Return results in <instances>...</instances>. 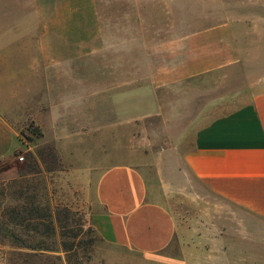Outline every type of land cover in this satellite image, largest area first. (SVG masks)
Returning <instances> with one entry per match:
<instances>
[{
    "label": "crops",
    "instance_id": "0c3cea01",
    "mask_svg": "<svg viewBox=\"0 0 264 264\" xmlns=\"http://www.w3.org/2000/svg\"><path fill=\"white\" fill-rule=\"evenodd\" d=\"M10 1L23 11L30 10L33 33L41 34L35 45L37 65L44 73L50 71L48 78L66 83L75 77H58L60 65L111 46L113 38L105 35L118 33V49L128 41L124 35H131V65L154 66V36L171 32L169 25H156L155 0H115L118 24L114 26L103 22L99 0ZM162 1L169 6L170 0ZM158 17L169 19L170 13ZM169 41L163 40L157 49H169ZM22 46L27 48L26 43ZM181 50L182 60L176 63L173 77H204L237 66L247 77H264V9L191 31ZM2 57L8 60L9 56ZM4 65L8 75L14 76L8 77L14 86L6 99L18 98L20 103L30 95L22 92L29 89L28 83L20 77L19 67L10 62ZM162 65L170 66V62ZM31 96L38 97V109L47 114L48 123L33 115L20 116L14 104L0 101V159L18 149L20 132L29 121L56 134L73 129L74 89L54 92L49 82ZM90 107L89 102L91 112ZM183 161L208 193L221 201L203 207L193 193L179 195V200L184 198L197 209L181 219L174 208L177 184L173 181L149 179L138 164L115 162L96 169L86 194L88 214L97 239L105 245L108 264H231L232 257L249 264L248 260L261 256L245 247L238 249L236 242L242 241L240 235L244 241L254 234L264 241V79L254 86L250 101L196 129Z\"/></svg>",
    "mask_w": 264,
    "mask_h": 264
},
{
    "label": "rangeland",
    "instance_id": "374dc122",
    "mask_svg": "<svg viewBox=\"0 0 264 264\" xmlns=\"http://www.w3.org/2000/svg\"><path fill=\"white\" fill-rule=\"evenodd\" d=\"M99 1L103 22L118 24V1ZM126 6L130 9V3ZM152 6L156 25H169L171 31L170 35L154 36V66L131 65V35H124L128 41L122 49H118V33L105 35V38H113L111 46L60 65L58 77H75L74 81L70 78L66 83V80L48 78L50 71L44 73L37 65L35 45L38 46L41 34L33 33L34 19L30 10L23 11L10 0H0L1 103L14 104L20 116L33 115L48 123L47 114L38 109V97L31 94L50 82L54 92L68 88L74 89L76 95L74 123H70L73 129L59 130L56 134L46 128L43 136L38 137L29 130V121L20 132L18 149L0 159V183L4 178H21L24 185L31 182L36 185L44 204L67 205L80 211L87 220V227L91 228L86 198L88 184L94 179L97 168L115 162L141 165L149 179L164 178L176 183L174 208L180 219L195 214L197 209L184 198L179 200V195L185 197L186 193H193V197L203 202V207L221 201L192 176L183 161V152L191 146L197 128L250 101L254 86L264 77H247L241 66L213 71L204 77L173 75L176 63L182 60V41L191 31L262 10L264 0H170L169 6L155 0ZM166 11L170 13L169 19L158 17ZM168 38L170 48L157 49L163 40L167 44ZM24 43L27 48L22 46ZM29 43L33 45L29 47ZM12 44L14 46H10ZM4 55L9 56L8 60L2 57ZM166 61L170 66L162 65ZM5 62L19 67L20 77L28 83L29 89L22 92L30 95L20 103L18 98L6 99L14 86L8 77L14 76L8 75ZM167 73L171 77H164ZM31 86H34L33 93ZM85 140L89 144H83ZM92 234L94 232L89 237ZM56 239L59 240V236ZM240 240L236 242L238 249L245 247L261 255L248 260L249 264H264V241L259 235L245 239V243L240 235ZM104 248L96 238L88 244L87 256L83 252L77 256L72 253L68 263L61 250L44 252L38 257L27 255L28 250L0 245V264H108ZM230 262L243 264L240 257H232Z\"/></svg>",
    "mask_w": 264,
    "mask_h": 264
},
{
    "label": "trees",
    "instance_id": "16d2710c",
    "mask_svg": "<svg viewBox=\"0 0 264 264\" xmlns=\"http://www.w3.org/2000/svg\"><path fill=\"white\" fill-rule=\"evenodd\" d=\"M28 128L38 137L43 136L42 128L33 121ZM24 182L21 178H4L0 183V245L28 250L27 255L38 257L61 250L68 263L72 253L87 256L88 244L97 237L95 233L89 237L94 229L87 227L84 214L67 205L44 204L36 185ZM57 259L63 258L57 255Z\"/></svg>",
    "mask_w": 264,
    "mask_h": 264
}]
</instances>
